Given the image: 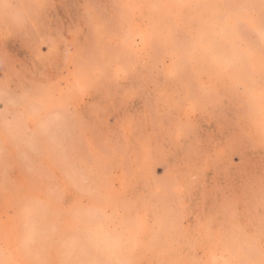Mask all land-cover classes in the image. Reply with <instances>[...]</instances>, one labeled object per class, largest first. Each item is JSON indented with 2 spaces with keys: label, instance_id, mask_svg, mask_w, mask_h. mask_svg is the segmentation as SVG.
Instances as JSON below:
<instances>
[{
  "label": "rangeland",
  "instance_id": "374dc122",
  "mask_svg": "<svg viewBox=\"0 0 264 264\" xmlns=\"http://www.w3.org/2000/svg\"><path fill=\"white\" fill-rule=\"evenodd\" d=\"M0 264H264V0H0Z\"/></svg>",
  "mask_w": 264,
  "mask_h": 264
},
{
  "label": "bare ground",
  "instance_id": "6f19581e",
  "mask_svg": "<svg viewBox=\"0 0 264 264\" xmlns=\"http://www.w3.org/2000/svg\"><path fill=\"white\" fill-rule=\"evenodd\" d=\"M143 40L145 39L144 37L142 38ZM146 41V40H145ZM139 42V41H138ZM144 43V42H143ZM68 98V97H67Z\"/></svg>",
  "mask_w": 264,
  "mask_h": 264
}]
</instances>
